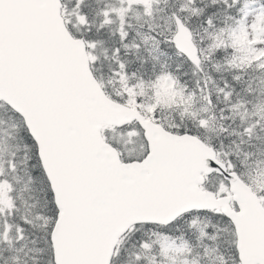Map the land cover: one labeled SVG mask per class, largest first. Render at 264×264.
<instances>
[{
  "label": "snow or ice",
  "instance_id": "6c2138e0",
  "mask_svg": "<svg viewBox=\"0 0 264 264\" xmlns=\"http://www.w3.org/2000/svg\"><path fill=\"white\" fill-rule=\"evenodd\" d=\"M0 264H264V0H0Z\"/></svg>",
  "mask_w": 264,
  "mask_h": 264
}]
</instances>
